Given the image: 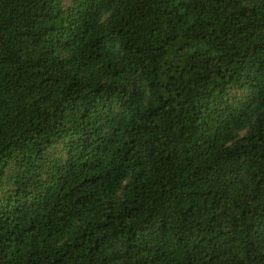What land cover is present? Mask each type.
I'll return each instance as SVG.
<instances>
[{"label":"trees","instance_id":"1","mask_svg":"<svg viewBox=\"0 0 264 264\" xmlns=\"http://www.w3.org/2000/svg\"><path fill=\"white\" fill-rule=\"evenodd\" d=\"M0 264H264V0H0Z\"/></svg>","mask_w":264,"mask_h":264}]
</instances>
